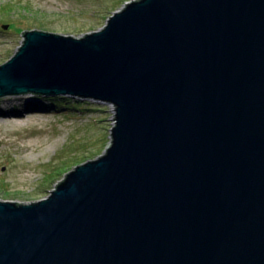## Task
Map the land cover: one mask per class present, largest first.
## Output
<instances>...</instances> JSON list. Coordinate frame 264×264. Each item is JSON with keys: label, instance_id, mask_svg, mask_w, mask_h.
I'll use <instances>...</instances> for the list:
<instances>
[{"label": "water", "instance_id": "95a60500", "mask_svg": "<svg viewBox=\"0 0 264 264\" xmlns=\"http://www.w3.org/2000/svg\"><path fill=\"white\" fill-rule=\"evenodd\" d=\"M22 41L0 99L113 106L114 126L46 199L0 201V264H264V0L131 1Z\"/></svg>", "mask_w": 264, "mask_h": 264}, {"label": "rangeland", "instance_id": "374dc122", "mask_svg": "<svg viewBox=\"0 0 264 264\" xmlns=\"http://www.w3.org/2000/svg\"><path fill=\"white\" fill-rule=\"evenodd\" d=\"M131 1L0 0V66L16 54L25 32L79 39L103 29L107 19ZM35 100L39 98L0 99L6 114L0 117V201L40 202L70 169L99 158L110 146L113 106L90 102L102 112L87 115L26 112L25 105ZM13 108L23 115L15 117Z\"/></svg>", "mask_w": 264, "mask_h": 264}, {"label": "trees", "instance_id": "16d2710c", "mask_svg": "<svg viewBox=\"0 0 264 264\" xmlns=\"http://www.w3.org/2000/svg\"><path fill=\"white\" fill-rule=\"evenodd\" d=\"M25 111L30 113H48L51 115H68L71 113L77 115H87V113L102 112L94 109V105L89 102L80 101L70 98H40L34 102H30L25 105ZM13 114L15 117L23 115L21 109L13 108ZM5 112L0 108V117H3Z\"/></svg>", "mask_w": 264, "mask_h": 264}, {"label": "built area", "instance_id": "2783aa9c", "mask_svg": "<svg viewBox=\"0 0 264 264\" xmlns=\"http://www.w3.org/2000/svg\"><path fill=\"white\" fill-rule=\"evenodd\" d=\"M133 1H138V0H133ZM126 5H127V4H126ZM124 7H125V6H124ZM124 7H123V8H124ZM123 8H122V9H123ZM122 9H120V10H122ZM120 10H119V11H120ZM111 107H112V106H111Z\"/></svg>", "mask_w": 264, "mask_h": 264}, {"label": "bare ground", "instance_id": "6f19581e", "mask_svg": "<svg viewBox=\"0 0 264 264\" xmlns=\"http://www.w3.org/2000/svg\"><path fill=\"white\" fill-rule=\"evenodd\" d=\"M39 99H40V98H39ZM58 185H59V184H58ZM58 185H57V186H58Z\"/></svg>", "mask_w": 264, "mask_h": 264}]
</instances>
